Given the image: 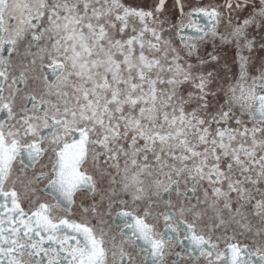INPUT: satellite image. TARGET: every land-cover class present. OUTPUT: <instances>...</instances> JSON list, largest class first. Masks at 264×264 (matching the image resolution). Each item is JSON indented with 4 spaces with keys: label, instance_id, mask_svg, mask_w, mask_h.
Returning a JSON list of instances; mask_svg holds the SVG:
<instances>
[{
    "label": "snow or ice",
    "instance_id": "1",
    "mask_svg": "<svg viewBox=\"0 0 264 264\" xmlns=\"http://www.w3.org/2000/svg\"><path fill=\"white\" fill-rule=\"evenodd\" d=\"M0 114V264H264V0H0Z\"/></svg>",
    "mask_w": 264,
    "mask_h": 264
},
{
    "label": "flooded vegetation",
    "instance_id": "2",
    "mask_svg": "<svg viewBox=\"0 0 264 264\" xmlns=\"http://www.w3.org/2000/svg\"><path fill=\"white\" fill-rule=\"evenodd\" d=\"M125 2L126 3H132V2H136V3H139V2H137V0H132V1H128V0H125ZM171 2H172V0H169V3L171 4ZM185 87H187V86H185ZM191 107V106H190ZM3 118H5L4 116H3V114H0V119H3ZM245 119H247V117H245ZM183 190V189H182ZM73 218H75V217H73ZM93 223H94V221H93ZM160 228H161V230L163 229V224L161 223V225H160ZM185 264H191V262L190 261H185Z\"/></svg>",
    "mask_w": 264,
    "mask_h": 264
},
{
    "label": "rangeland",
    "instance_id": "3",
    "mask_svg": "<svg viewBox=\"0 0 264 264\" xmlns=\"http://www.w3.org/2000/svg\"><path fill=\"white\" fill-rule=\"evenodd\" d=\"M128 1H132V0H128ZM137 2H141V0H137Z\"/></svg>",
    "mask_w": 264,
    "mask_h": 264
}]
</instances>
